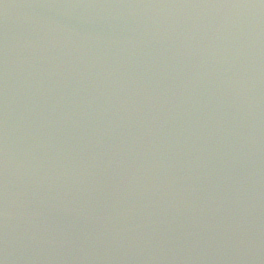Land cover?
Returning <instances> with one entry per match:
<instances>
[{
    "label": "water",
    "instance_id": "obj_1",
    "mask_svg": "<svg viewBox=\"0 0 264 264\" xmlns=\"http://www.w3.org/2000/svg\"><path fill=\"white\" fill-rule=\"evenodd\" d=\"M0 264H264V0H0Z\"/></svg>",
    "mask_w": 264,
    "mask_h": 264
}]
</instances>
